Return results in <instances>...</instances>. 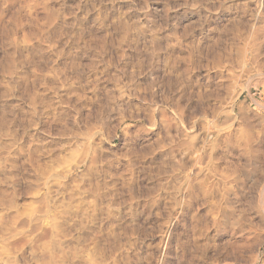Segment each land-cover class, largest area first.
<instances>
[{"label":"rangeland","instance_id":"obj_1","mask_svg":"<svg viewBox=\"0 0 264 264\" xmlns=\"http://www.w3.org/2000/svg\"><path fill=\"white\" fill-rule=\"evenodd\" d=\"M258 83L264 0H0V264H264Z\"/></svg>","mask_w":264,"mask_h":264},{"label":"bare ground","instance_id":"obj_2","mask_svg":"<svg viewBox=\"0 0 264 264\" xmlns=\"http://www.w3.org/2000/svg\"><path fill=\"white\" fill-rule=\"evenodd\" d=\"M250 67V66H249ZM248 71V70H247ZM260 86H263V84L261 83H258L257 85H256V89H259V87ZM264 87V86H263ZM245 89V88H244ZM250 90V89H249ZM256 101V100H255ZM262 190L264 191V189H263V187H262ZM261 190V191H262ZM263 194L262 195H260L261 197H260V202H259V208H260V210H261V212L264 214V192H262ZM261 194V193H260ZM260 244L261 245H259L260 247H262L263 245H264V241L262 242H260ZM261 249V248H260ZM260 254V253H259ZM260 257V256H259ZM259 258H256L253 262H252V264H257L258 263V260ZM251 264V263H250Z\"/></svg>","mask_w":264,"mask_h":264}]
</instances>
